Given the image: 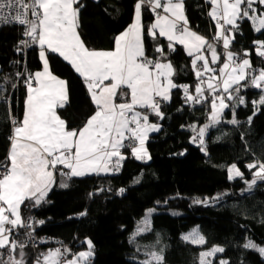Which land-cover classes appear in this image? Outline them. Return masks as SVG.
Segmentation results:
<instances>
[{
  "label": "snow or ice",
  "instance_id": "snow-or-ice-1",
  "mask_svg": "<svg viewBox=\"0 0 264 264\" xmlns=\"http://www.w3.org/2000/svg\"><path fill=\"white\" fill-rule=\"evenodd\" d=\"M207 3L208 16L215 22L212 41L189 26L185 0H136L133 21L113 38L114 47L98 50L87 47L78 31L84 6L80 0H0V23L23 26L22 35L26 39L18 42L16 51L22 53L37 46L42 62L41 70L16 73L23 79L26 94L22 118L11 120L7 156L0 161V264H26L25 244L13 234L18 229H32L33 222L22 217L21 208L28 201L33 207L46 202L56 184L57 173L65 179L119 173L127 159L122 151L126 148L137 160L151 159L146 146L149 134L159 131L161 126L150 122L149 111L163 119L161 104L170 102L173 89H183L185 104L210 103L208 123L198 128L189 126L195 133L192 142H198L202 152H206V133L222 122L226 109L232 111L227 123H240L236 119V107L246 105L240 93L250 87L260 90L259 98L251 101L254 109L248 117L251 124L264 105V67L254 68L252 60L247 58L248 50L241 58L230 46L240 30V21H250L255 32L264 33V11L256 7L264 6V0H207ZM145 10L154 14L153 22L147 27L142 18ZM145 36L153 40L165 38L171 51H175L177 43L184 47L198 79L195 95L189 91V85L174 82L175 68L167 59L164 45L155 46L156 58L146 54ZM218 43H222V53L217 51ZM253 44L255 54L264 59V40H254ZM49 53L58 54L72 66L83 78L90 95L95 110L79 128H70L58 114V109L68 102L67 81L51 70ZM221 56V66L212 67L220 62ZM11 87L15 89L17 84ZM206 93L210 94V101ZM121 98L123 102L117 103ZM0 99L7 102L5 97ZM245 167L251 173L250 180L245 179L236 163L227 168L229 180H244L247 187L242 189V194L264 182V160L254 159ZM59 186L68 185L61 182ZM118 192L123 194L125 189ZM220 198L218 195L211 199ZM209 202L210 198L194 200L205 205ZM153 211L149 209L137 224L130 242L150 231L149 217ZM26 234L33 235L32 231ZM182 239L195 245L206 243L198 227ZM85 244L87 250L78 253L67 247L49 249L36 258L35 264H91L94 245L87 238ZM243 247L255 249L264 257V246L251 238H247ZM224 251L223 247L214 245L200 252L199 264H213L210 258ZM145 255L147 258L139 264H164L163 249ZM219 264L229 262L220 260Z\"/></svg>",
  "mask_w": 264,
  "mask_h": 264
},
{
  "label": "trees",
  "instance_id": "trees-1",
  "mask_svg": "<svg viewBox=\"0 0 264 264\" xmlns=\"http://www.w3.org/2000/svg\"><path fill=\"white\" fill-rule=\"evenodd\" d=\"M80 2L84 6L79 31L86 46L98 50L113 48V38L132 23L134 7L104 0L92 4ZM256 7L264 11V6ZM185 9L190 26L213 39L215 22L208 16L207 0H185ZM143 17L147 27L153 22L154 14L145 10ZM239 23L240 30L231 44L233 51L240 57L248 50L254 68L264 67V59L255 54L253 44L254 40H264V33L255 32L250 21ZM21 39L20 25L0 23V85L3 86L0 97L7 98V102L0 99V161L7 156L11 120L20 119L23 114L26 89L23 79L16 76L17 72H24L23 52L16 51ZM157 44L165 46L167 59L175 66V83L189 85V91L195 95L198 79L186 50L176 44L175 51H171L166 39L145 36L150 58H156ZM49 63L53 73L67 81L68 102L59 113L70 128H79L95 110L83 78L58 54L49 53ZM12 84L17 87L13 89ZM240 94L246 99V105L236 107V119L240 123H227L232 111L226 109L222 122L206 133V152H202L192 142L193 131L189 126L198 128L208 122L210 103L185 104L183 89H173L170 102H164L161 107L164 118H154L161 127L147 141L150 160H137L125 149L127 159L119 173L71 179L57 173L55 187L46 202L33 207L28 201L22 206L23 217L32 213L44 223L37 221L32 229H19L14 232V238L26 239L27 231H32L33 236L48 240L38 243L41 251L67 247L72 253L86 250L85 240L91 239L94 245L91 264H139L147 258L146 252L160 249L164 264H199V252L217 244L225 251L212 258L213 264H219L220 260L229 264H264V257L255 249L243 247L247 238L264 246V182L242 194V189L247 187L244 180H229L227 172L228 166L236 163L245 179L250 180L251 173L245 165L254 159L264 160V105L251 124L248 123L254 111L251 101L259 98L260 90L250 87ZM206 95L210 101V94ZM61 182L68 186L60 187ZM120 188L125 189L123 194L118 192ZM218 195L220 199H211ZM204 198H210L207 205L194 203ZM150 207L157 208L150 231L130 242L139 219ZM172 209L182 213H172ZM84 212L86 215H80ZM196 225L206 237L204 245L182 239ZM36 249V246L24 248L26 264H32L40 252Z\"/></svg>",
  "mask_w": 264,
  "mask_h": 264
},
{
  "label": "crops",
  "instance_id": "crops-1",
  "mask_svg": "<svg viewBox=\"0 0 264 264\" xmlns=\"http://www.w3.org/2000/svg\"><path fill=\"white\" fill-rule=\"evenodd\" d=\"M81 1V0H80ZM84 2H85V4L86 3H88V4H92V3H97L98 1H100V0H83ZM104 1H112V2H116V3H122V4H125V5H132L133 7H134V5H135V2H136V0H104ZM185 11H186V9H185ZM187 15V14H186ZM143 18V20H144V17H142ZM187 18H188V15H187ZM80 19H81V11H80ZM79 19V26H80V24H81V20ZM154 20V19H153ZM189 21V20H188ZM189 26H190V24H189ZM191 27V29L193 30V31H196L198 34H200V35H202V36H204L201 32H199L198 30H195L192 26H190ZM78 31H79V28H78ZM79 33H80V35H81V31H79ZM206 38H208V40L209 41H212V39L210 38V37H207V36H205ZM161 38H163V37H161ZM81 39H82V36H81ZM165 39V38H164ZM83 40V39H82ZM84 43H85V41H84ZM178 44V43H177ZM220 44H221V46H222V43H218L217 44V51L218 52H220V53H222L223 51H222V47H220ZM85 45H86V43H85ZM182 46V45H181ZM183 47V46H182ZM184 48V47H183ZM230 48H232V46H230ZM90 49H92V48H90ZM112 49V48H111ZM110 49V50H111ZM99 50H105V49H99ZM231 51H232V49H230ZM147 51V50H146ZM233 52V51H232ZM146 54H147V52H146ZM32 56V66H33V71L32 72H35V71H37V70H41L42 69V62L39 60V56H38V47L37 46H35L34 47V49H33V51H32V54H31ZM154 59V58H153ZM209 59H210V55H209ZM172 62V61H171ZM223 63V56H221V60H220V62L219 63H217V64H215V65H212V67H214V68H219L220 66H221V64ZM172 64H173V62H172ZM173 66H174V64H173ZM174 68H175V66H174ZM191 68H192V66H191ZM193 69V68H192ZM58 76V75H57ZM175 76H176V70H175V75H174V77H173V79L175 78ZM59 78H61L60 76H58ZM61 79H63V78H61ZM65 80V79H64ZM175 82V81H174ZM1 86V85H0ZM67 89H68V86H67ZM172 94V93H171ZM120 102H123V100L122 99H118L117 100V103H120ZM138 110H140V111H145L144 109H138ZM58 114L60 115V113H59V109H58ZM155 117H157L156 115H154V114H152L150 111H149V119H150V122H152V123H157V124H159V122L157 121L156 122V120H154V118ZM62 118V117H61ZM65 120V119H64ZM160 125V124H159ZM158 132V131H157ZM157 132H152V133H150L149 134V136L151 135V134H154V133H157ZM150 138V137H149ZM149 138H148V140H149ZM146 146H147V144H146ZM126 150H128L130 153H131V151H130V149H128V148H126ZM123 152H124V154L126 155L127 153H126V151H125V149H123L122 150ZM148 161V160H147ZM101 174H104V173H101ZM57 177L58 176H56V180H57ZM59 177H61L60 175H59ZM62 180V179H61ZM53 187H55V185L53 186ZM53 189V188H52ZM51 192V191H50ZM50 192L48 193V195L50 194ZM48 195H47V197H48ZM47 197H46V199H47ZM23 208H21V215H22V217H23ZM49 249H44V250H42V252L41 253H46L47 251H48Z\"/></svg>",
  "mask_w": 264,
  "mask_h": 264
},
{
  "label": "rangeland",
  "instance_id": "rangeland-1",
  "mask_svg": "<svg viewBox=\"0 0 264 264\" xmlns=\"http://www.w3.org/2000/svg\"><path fill=\"white\" fill-rule=\"evenodd\" d=\"M108 2V1H107ZM110 2H112V1H110ZM114 3H116V2H114ZM22 27V32H23V26H21ZM24 37H23V35H22V39H23ZM21 39V40H22ZM34 47L35 46H33V47H31V48H26V49H24V51H23V56H24V59H23V67H24V72L25 71H27V72H32L33 71V66L31 65L32 64V51H33V49H34ZM220 47H222L221 46V44H220ZM223 48V47H222ZM230 49H232V48H230ZM232 51H233V49H232ZM234 52V51H233ZM234 53H236V52H234ZM241 58H243V55L242 56H240ZM247 58H249V57H247ZM250 59V58H249ZM50 67H51V65H50ZM259 68H261V66L260 65H258L257 66V69H259ZM51 70H52V68H51ZM22 79V78H21ZM163 103L164 102H162V104H161V107H162V105H163ZM198 105H200V104H198ZM194 106H197L196 104L194 105ZM61 116V115H60ZM208 123V122H207ZM206 124V123H205ZM193 134H194V132H193ZM194 144H196V145H198V146H200L199 145V143L197 142V143H194ZM148 151H149V149H148ZM150 153V152H149ZM131 154V153H130ZM54 188V187H53ZM53 190V189H52ZM51 190V191H52ZM48 198V197H47ZM47 200V199H46ZM149 209H153L154 211L151 213V215H150V221H152V217H153V215H154V213L157 211V208L156 207H150V208H148L145 212H144V215L139 219V221H138V223L139 222H141L143 219H144V217H145V215H146V213L148 212V210ZM172 213H176V214H181L182 212H180L179 210H176V209H172V211H171ZM33 217V218H32ZM34 217H36V215H32V213L29 215V217H27L28 219L30 218H32V222L34 221V222H37L38 221V219H37V217L34 219ZM25 220H28L27 218H26V216L25 217H23ZM137 223V224H138ZM198 227V229H199V232L203 235V233L201 232V229H200V226L199 225H196V226H194V228H197ZM150 228H151V225H150ZM194 228H192L189 232H187V234L188 233H190ZM16 232H19V229L16 231ZM185 235H186V233H184ZM21 238H22V240H24V237H22V236H20ZM18 237H16L15 239H17ZM25 241L27 242V244H26V247L25 248H32V246H36L37 247V251H40V252H37L38 254L37 255H35L34 256V258L32 259V264H35V260H36V258L38 257V256H40V254H41V250H40V245H38V243H36L37 241H34V239H32V237H28V238H26L25 239ZM44 245V244H43ZM218 245V244H217ZM219 246H221L222 247V245H219ZM211 247H206V248H203L200 252H202V251H206V250H208V249H210ZM53 249H55V248H53ZM87 250V249H86ZM200 252H199V254H200ZM6 253V252H5ZM71 258V257H70ZM213 257H211L210 259H212Z\"/></svg>",
  "mask_w": 264,
  "mask_h": 264
},
{
  "label": "built area",
  "instance_id": "built-area-1",
  "mask_svg": "<svg viewBox=\"0 0 264 264\" xmlns=\"http://www.w3.org/2000/svg\"><path fill=\"white\" fill-rule=\"evenodd\" d=\"M23 39H26V37H24ZM193 105H195V104H193ZM196 105H198V104H196ZM193 135H195V133L193 134ZM27 217H29V216H26V218ZM33 218V217H32ZM32 218H31V220H32ZM36 217H34V219H35ZM28 219V218H27ZM29 220V219H28ZM27 221V220H26ZM33 223H34V221H33ZM29 237V236H28ZM32 237V239H34V241H37L36 243H43V242H47L48 243V240H45V237L44 238H42V239H40L39 237H37V236H31ZM17 241H19V242H22V243H24L25 244V247H26V244H27V242L25 241V239L24 240H22V238L21 237H18L17 239H16Z\"/></svg>",
  "mask_w": 264,
  "mask_h": 264
}]
</instances>
